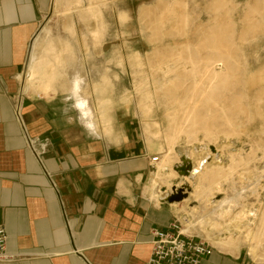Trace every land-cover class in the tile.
I'll list each match as a JSON object with an SVG mask.
<instances>
[{"label":"crops","instance_id":"1","mask_svg":"<svg viewBox=\"0 0 264 264\" xmlns=\"http://www.w3.org/2000/svg\"><path fill=\"white\" fill-rule=\"evenodd\" d=\"M54 1L0 0V226L12 256L0 264H145L150 230L183 223L181 206L160 200L170 188L150 190V158L160 154L144 129L138 137L129 114H112L111 104L102 124L98 83L82 89L98 65L52 34L49 18L61 21ZM64 29L74 36V25ZM17 103L37 157L16 122ZM201 264L239 262L214 250Z\"/></svg>","mask_w":264,"mask_h":264},{"label":"bare ground","instance_id":"2","mask_svg":"<svg viewBox=\"0 0 264 264\" xmlns=\"http://www.w3.org/2000/svg\"><path fill=\"white\" fill-rule=\"evenodd\" d=\"M63 1L69 6V11L79 10L83 20L86 17L93 18L96 24L90 31L91 42L94 48L99 46L104 37V28L99 21V5L105 0L95 2L88 0V6L84 9L80 7L79 0ZM57 4L58 0H55L53 15H56ZM174 6H181L185 10V5L175 0L174 5L165 10L168 16L177 19L174 29L177 36H182L186 33L188 17L186 13L174 14ZM248 12L256 13V8L249 7ZM119 20L127 22L129 16L123 13L119 16ZM66 29L72 30L71 25L68 24ZM228 32L227 26L215 25L205 33L203 46L209 50L206 56H199L200 49L192 48L187 44L184 49L181 48L169 54L167 52L168 55L154 50L158 56L155 57V62L147 67L149 69L147 74L143 69L146 64L143 63L139 54H134L129 64L134 75L139 78V83L134 85V92L139 97L138 109L147 119L144 132L154 139L163 140V145L157 148V152L161 154L160 160L151 173L152 194L160 195L162 186L165 190L170 186L185 187L187 198L180 203H173L174 207L181 206L179 210L184 215L183 223H181L182 226L184 225L182 229L184 234H191L188 230L195 221L205 240L217 251L237 256L240 249H246L252 260L263 264L264 196L263 202L257 203L258 211L255 214L245 211L244 206H240V211L234 213L235 207L239 205L236 196L232 198L225 196L214 201L216 196L223 195L225 191L223 185L229 181L237 168L245 164L241 152L228 156L227 167L216 159L217 150L229 147L230 140L240 137L236 122L238 103H231L228 98V87L238 77L237 64L231 63L232 55L224 49L231 45ZM82 42L85 47L84 39ZM149 79L152 80V88L148 86ZM184 86L189 87L187 91L189 96L181 98L179 95ZM107 87L110 88V80L103 77L101 84L97 87L100 97L96 100L95 106L104 126L108 123L103 120V117L111 104L103 96L105 90L106 92L108 90ZM123 100L127 104L129 97L125 96ZM79 104L90 112L85 100ZM156 108L165 109L164 132L156 121L150 119ZM145 137L147 143H150L147 136ZM210 144L216 146L214 151L209 150ZM176 147L188 148V152L183 156L185 164L191 165L187 177L178 176L173 170L172 166L177 159ZM254 155L255 152L251 150L246 155V161L254 158ZM262 155L264 157V150ZM160 173L164 176V183L159 181ZM239 179L242 183L250 180L246 175H242ZM252 187L256 196H259V189H262L264 193V184ZM191 203L198 204V207H189ZM201 210L209 212L205 215L201 213ZM186 224L189 227L185 226Z\"/></svg>","mask_w":264,"mask_h":264},{"label":"rangeland","instance_id":"3","mask_svg":"<svg viewBox=\"0 0 264 264\" xmlns=\"http://www.w3.org/2000/svg\"><path fill=\"white\" fill-rule=\"evenodd\" d=\"M79 1L81 8L84 9L88 6V0ZM91 1L95 2L97 0ZM174 1L105 0L99 5V21L102 22L101 25L104 28V37L101 39V44L95 48L90 37V31L96 24L95 21L90 17L83 20L79 10L69 11V6L63 0H61V3L66 4V6L61 7L60 11L59 9L56 10V15L61 21L51 17L47 26L54 36L72 45L85 63H97L98 71H96L93 81L83 80L82 89L85 85L101 84L102 77L106 76L110 80V88L108 94L103 96L111 103L110 112L112 114H117L120 111L127 112L138 137L139 132L143 134L147 119L142 116L137 105L139 97L134 92V85L139 83V78L134 75L129 64L132 56L134 54L140 55L143 63L146 64L143 68L145 74L149 73L147 67L153 64L155 57L158 56L154 50L160 51L162 54H167V52L169 54L181 48L184 49V46L189 44L192 48L198 47L200 49L199 56H206L209 50L203 46L205 33L215 25L227 26V29H229L228 34H230L228 40L231 45L224 49L232 55L231 63H236L238 69L237 80L228 87V98L231 103H238L236 122L238 123L240 137L236 140H230L231 145L229 147L217 150L216 159L227 167L229 164L228 156L232 153L241 152L245 164L239 166L229 181L223 185L224 196L218 195L214 201L225 196L229 198L236 196L239 205L235 207L234 213L240 211V206H244L245 211L255 214L258 211L257 203H262L264 196L262 189H259V196H256L252 187L255 185L263 186L264 184V157L262 155L264 150V82L258 80L260 73L264 75V22H262L264 13L261 2L256 3L259 0H225L226 2L223 0H179L185 5V10L181 6H174V14L186 13L188 26L184 35L177 36L174 29L177 19L165 13L166 9L174 5ZM255 3L258 5L254 6L256 7V13L251 15L250 19L245 22L249 7H252ZM247 4L249 6H246ZM123 13L129 16L127 22L119 20V16ZM162 17L163 21L161 22ZM46 21L48 19L41 23L40 29L44 27ZM68 24L71 25V29L72 25L75 27V34L72 37L64 31V25L67 27ZM83 39L85 41L84 48ZM225 50L223 51L225 52ZM151 83L152 80L149 79L148 86H151L150 88H152ZM188 89V86H184L179 96L181 98L188 97ZM125 96L129 97L127 104L123 100ZM256 105H260L258 111L255 108ZM156 109L150 119L156 121L161 131L164 132L166 128L165 109ZM145 136L149 139L150 143L147 144L151 147L157 149L159 145H163L162 139H154L144 132L143 138ZM214 149H216V146L210 144L209 150L214 151ZM251 150L255 152V155L247 162L246 155ZM186 152H188V148L176 147L177 159L172 166L173 168L180 163L179 159L183 158ZM160 174L164 183V176H162V173ZM242 175H246L250 180L242 183L239 179ZM197 205L191 203L189 207H198ZM208 212L201 210V213L205 215ZM191 228L196 230L195 236L206 241L195 221L192 222ZM214 250L216 249L214 248ZM223 254L236 258L239 264H262L252 260L246 249H240L237 256Z\"/></svg>","mask_w":264,"mask_h":264},{"label":"built area","instance_id":"4","mask_svg":"<svg viewBox=\"0 0 264 264\" xmlns=\"http://www.w3.org/2000/svg\"><path fill=\"white\" fill-rule=\"evenodd\" d=\"M15 119L25 135L26 145L37 157L32 142L24 132V128L18 113V103L14 106ZM159 155L152 156L150 162L155 166ZM53 186V184H52ZM54 187V186H53ZM167 194V195H165ZM170 194V190L164 193V197ZM161 201L163 200L160 199ZM183 226L179 220H174L165 229L153 228L150 230V256L145 264H201L211 256L214 248L193 234H184ZM7 236L0 226V263H8L12 256L6 252Z\"/></svg>","mask_w":264,"mask_h":264},{"label":"water","instance_id":"5","mask_svg":"<svg viewBox=\"0 0 264 264\" xmlns=\"http://www.w3.org/2000/svg\"><path fill=\"white\" fill-rule=\"evenodd\" d=\"M190 169H191V165L185 164L184 159L182 157L180 158V163L174 166L173 168V170L178 174V176H184V177H187L189 175ZM185 190H186L185 187L175 188V186H172L170 188V194L164 197L162 202L169 205L173 203L182 202L184 199L187 198V190L186 191ZM163 193H165V191Z\"/></svg>","mask_w":264,"mask_h":264}]
</instances>
